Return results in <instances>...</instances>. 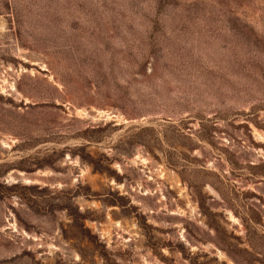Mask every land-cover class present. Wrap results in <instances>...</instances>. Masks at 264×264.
<instances>
[{
	"label": "rangeland",
	"instance_id": "1",
	"mask_svg": "<svg viewBox=\"0 0 264 264\" xmlns=\"http://www.w3.org/2000/svg\"><path fill=\"white\" fill-rule=\"evenodd\" d=\"M0 264H264V0H0Z\"/></svg>",
	"mask_w": 264,
	"mask_h": 264
}]
</instances>
